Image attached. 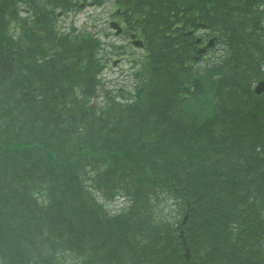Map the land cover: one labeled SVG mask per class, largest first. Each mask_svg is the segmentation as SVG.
I'll use <instances>...</instances> for the list:
<instances>
[{
    "label": "trees",
    "instance_id": "1",
    "mask_svg": "<svg viewBox=\"0 0 264 264\" xmlns=\"http://www.w3.org/2000/svg\"><path fill=\"white\" fill-rule=\"evenodd\" d=\"M72 5L0 0V264H264V0H114L142 42L114 94Z\"/></svg>",
    "mask_w": 264,
    "mask_h": 264
},
{
    "label": "rangeland",
    "instance_id": "2",
    "mask_svg": "<svg viewBox=\"0 0 264 264\" xmlns=\"http://www.w3.org/2000/svg\"><path fill=\"white\" fill-rule=\"evenodd\" d=\"M96 2L100 0H92ZM91 2V1H90ZM112 5L110 0H102V4L98 6L88 5L76 9L75 12H68L61 14L58 17V24L64 26L65 29L79 27L83 22L90 24V28L98 30L101 33V37L106 43L113 41V47L105 49L108 51L109 56L112 55V59L108 61L107 68L104 71L105 84L109 89L118 85H128L135 82V76L133 72V61L131 57L139 51L130 44V41L125 36H116L114 31L106 23L108 17H110ZM88 14L94 17H88ZM94 20L91 24V19ZM108 22V21H107ZM202 31H199L201 34ZM211 56V55H210ZM115 59H118L116 63H112ZM115 91H113V94ZM98 199L104 204V206L113 211L118 210L125 205V201L121 198H114L112 200L103 199L100 195H97Z\"/></svg>",
    "mask_w": 264,
    "mask_h": 264
},
{
    "label": "water",
    "instance_id": "3",
    "mask_svg": "<svg viewBox=\"0 0 264 264\" xmlns=\"http://www.w3.org/2000/svg\"><path fill=\"white\" fill-rule=\"evenodd\" d=\"M111 25H112V24H111ZM133 43L136 45V44L139 43V41H134ZM262 87H263V83L260 82V83L258 84V86H257V89L259 90V89L262 88Z\"/></svg>",
    "mask_w": 264,
    "mask_h": 264
},
{
    "label": "bare ground",
    "instance_id": "4",
    "mask_svg": "<svg viewBox=\"0 0 264 264\" xmlns=\"http://www.w3.org/2000/svg\"><path fill=\"white\" fill-rule=\"evenodd\" d=\"M185 215L188 216L187 212L185 213ZM232 220H233V219H230V221H232ZM180 233L183 234V230H182V229H180Z\"/></svg>",
    "mask_w": 264,
    "mask_h": 264
}]
</instances>
